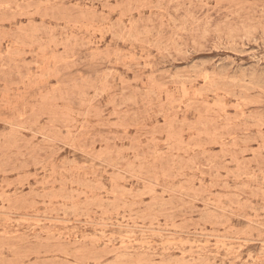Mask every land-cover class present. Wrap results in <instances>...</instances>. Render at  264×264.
I'll return each instance as SVG.
<instances>
[{"label": "rangeland", "instance_id": "374dc122", "mask_svg": "<svg viewBox=\"0 0 264 264\" xmlns=\"http://www.w3.org/2000/svg\"><path fill=\"white\" fill-rule=\"evenodd\" d=\"M0 264H264V0H0Z\"/></svg>", "mask_w": 264, "mask_h": 264}, {"label": "bare ground", "instance_id": "6f19581e", "mask_svg": "<svg viewBox=\"0 0 264 264\" xmlns=\"http://www.w3.org/2000/svg\"><path fill=\"white\" fill-rule=\"evenodd\" d=\"M51 234V233H50ZM68 235V234H67ZM70 235V234H69ZM70 237V236H69ZM77 239V238H76ZM198 259V258H197Z\"/></svg>", "mask_w": 264, "mask_h": 264}]
</instances>
